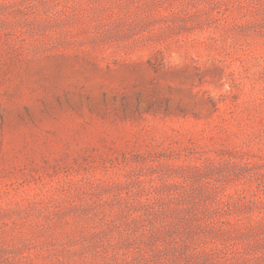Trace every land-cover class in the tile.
I'll use <instances>...</instances> for the list:
<instances>
[{
    "label": "rangeland",
    "instance_id": "374dc122",
    "mask_svg": "<svg viewBox=\"0 0 264 264\" xmlns=\"http://www.w3.org/2000/svg\"><path fill=\"white\" fill-rule=\"evenodd\" d=\"M0 264H264V0H0Z\"/></svg>",
    "mask_w": 264,
    "mask_h": 264
}]
</instances>
